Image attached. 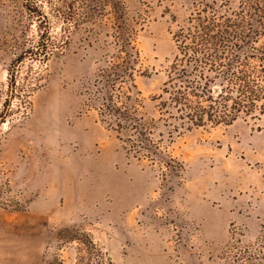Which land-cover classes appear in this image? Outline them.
<instances>
[{
    "label": "rangeland",
    "instance_id": "374dc122",
    "mask_svg": "<svg viewBox=\"0 0 264 264\" xmlns=\"http://www.w3.org/2000/svg\"><path fill=\"white\" fill-rule=\"evenodd\" d=\"M199 1L0 0V264H117L97 216L31 208L39 171L83 162L72 151L88 123L150 179L148 203L134 214L169 233L175 264H264V113L172 135L176 121L151 100ZM243 2L259 27L264 0L230 7ZM133 46L137 88L128 77ZM263 48L261 35L241 53L259 79ZM113 107L129 116L123 129ZM133 117L150 130L133 128Z\"/></svg>",
    "mask_w": 264,
    "mask_h": 264
},
{
    "label": "trees",
    "instance_id": "16d2710c",
    "mask_svg": "<svg viewBox=\"0 0 264 264\" xmlns=\"http://www.w3.org/2000/svg\"><path fill=\"white\" fill-rule=\"evenodd\" d=\"M231 2L199 1L187 25H182L176 33L178 54L162 94L151 98L153 102H159L161 113L176 121L168 124L173 126L172 135L208 124L229 125L242 114L252 116L258 109L264 113V84L261 83L264 76L259 79L243 69L250 56H241L245 48L256 49L257 40L264 35V20L255 27L245 17L249 2H243L240 11L232 10ZM252 5L254 11H263L256 2ZM138 54L133 46L129 61L132 72L128 77L134 88H137ZM122 79L123 75L118 73L113 81L117 84ZM217 86L221 87L218 92ZM105 100L113 101L111 98ZM112 109L116 121H120L115 122L116 126L123 129L121 121L129 116L119 107ZM132 120L135 122L133 128L137 130L139 127L145 131L151 128L147 122L137 123L139 120L134 117ZM145 141L153 147L152 141L145 139L144 145Z\"/></svg>",
    "mask_w": 264,
    "mask_h": 264
},
{
    "label": "crops",
    "instance_id": "0c3cea01",
    "mask_svg": "<svg viewBox=\"0 0 264 264\" xmlns=\"http://www.w3.org/2000/svg\"><path fill=\"white\" fill-rule=\"evenodd\" d=\"M80 140L81 164L55 162L39 171L32 210H77L99 219L100 239L117 264H175L170 235L153 224H139L135 212L148 203L152 184L141 168L130 166L117 141L101 142L102 128L89 125ZM99 140V141H98Z\"/></svg>",
    "mask_w": 264,
    "mask_h": 264
},
{
    "label": "bare ground",
    "instance_id": "6f19581e",
    "mask_svg": "<svg viewBox=\"0 0 264 264\" xmlns=\"http://www.w3.org/2000/svg\"><path fill=\"white\" fill-rule=\"evenodd\" d=\"M22 219H23V218H22ZM22 219H21V220H22ZM21 220H19V221H20V223H21ZM23 220H25V221H26V219H23ZM17 221H18V220H17ZM17 221H16V222H17ZM19 221H18V222H19ZM10 222H11V221H10ZM23 222H24V221H23ZM26 223H27V221H26ZM26 223H25V224H26ZM21 224H22V223H21Z\"/></svg>",
    "mask_w": 264,
    "mask_h": 264
}]
</instances>
